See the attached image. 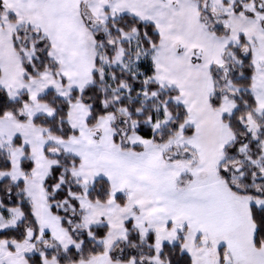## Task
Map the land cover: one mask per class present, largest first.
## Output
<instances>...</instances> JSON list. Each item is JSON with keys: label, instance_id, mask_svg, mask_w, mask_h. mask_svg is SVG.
I'll list each match as a JSON object with an SVG mask.
<instances>
[{"label": "snow or ice", "instance_id": "obj_1", "mask_svg": "<svg viewBox=\"0 0 264 264\" xmlns=\"http://www.w3.org/2000/svg\"><path fill=\"white\" fill-rule=\"evenodd\" d=\"M0 264H264V0H0Z\"/></svg>", "mask_w": 264, "mask_h": 264}]
</instances>
